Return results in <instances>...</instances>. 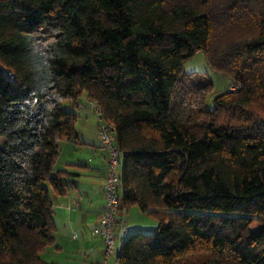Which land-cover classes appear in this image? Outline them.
I'll list each match as a JSON object with an SVG mask.
<instances>
[{
    "label": "trees",
    "instance_id": "16d2710c",
    "mask_svg": "<svg viewBox=\"0 0 264 264\" xmlns=\"http://www.w3.org/2000/svg\"><path fill=\"white\" fill-rule=\"evenodd\" d=\"M200 50L239 85L211 109V80L183 73ZM83 94L113 129L121 208L158 221L118 264H264V0H0V264L57 248L50 194L75 174L54 166L78 143L61 102Z\"/></svg>",
    "mask_w": 264,
    "mask_h": 264
},
{
    "label": "crops",
    "instance_id": "0c3cea01",
    "mask_svg": "<svg viewBox=\"0 0 264 264\" xmlns=\"http://www.w3.org/2000/svg\"><path fill=\"white\" fill-rule=\"evenodd\" d=\"M92 105L96 110V106ZM78 120L77 116V122ZM75 129L78 143H59L58 159L63 155V150L66 158L60 169L55 170L57 162L54 166V172L64 171L75 174V177L68 179L71 183L64 195L53 194L57 203L56 207L53 205L54 240L57 247L54 250L69 263L101 264L104 258V243L100 239L88 241L83 230L86 226H92L93 229L103 211L104 199L101 187L106 179L107 151L98 137L97 141H88L84 132L77 131L76 126ZM89 155L93 157V166L90 165L92 162H88ZM76 227H80V230H76ZM61 229H70L71 233L67 234L69 244L63 238H58ZM74 232H78L76 239L73 238L76 234ZM106 264H115V258Z\"/></svg>",
    "mask_w": 264,
    "mask_h": 264
},
{
    "label": "rangeland",
    "instance_id": "374dc122",
    "mask_svg": "<svg viewBox=\"0 0 264 264\" xmlns=\"http://www.w3.org/2000/svg\"><path fill=\"white\" fill-rule=\"evenodd\" d=\"M183 73L186 75L192 74H201L207 76L212 82V89L206 97L205 104L207 108H212L213 106V99L220 95L224 91H232L237 90L238 83L232 81L229 77L225 74L216 72L212 70L207 62L205 52L200 50L198 51L193 57L186 60L183 64ZM62 108L70 113H74L79 117L77 122V131L84 132L86 134L85 139L88 141H99L102 143L101 138L99 137V117L96 113L95 107L87 100L85 94L79 97L77 106H75L74 102L72 101H62L61 102ZM98 137V138H97ZM91 139V140H90ZM63 144V143H61ZM103 146V145H102ZM65 151L63 150V155L57 160V164L55 166V170L60 169L61 166L64 164ZM85 152H87L85 150ZM89 157L88 162H92V155L87 156ZM93 166V162L90 163ZM51 200L53 205L56 207L57 203L54 201L53 194H50ZM116 224L113 229V239H114V252L120 248L122 242L125 238L121 237V232L123 226L130 229V231H139L145 234L153 233L156 231L158 227V221L148 213H143L139 210L137 206H131L129 208L123 209L119 204L117 215H116ZM124 224V225H123ZM97 225L93 226V229ZM80 227H76L75 229L80 230ZM255 224L250 227V230H255ZM92 226L84 227L85 237L88 241L98 240V236L93 234ZM71 233L70 229L60 231V235L58 234V238H63V240L69 244L67 234ZM76 233V237L78 236V232ZM75 237V239H76ZM78 239V238H77ZM102 241V240H101ZM103 242V241H102ZM40 260L47 264H73L69 263L68 260L64 259L62 255L56 253L53 247L47 248L43 253L39 255ZM104 259V258H103ZM113 257L111 256L109 261H112ZM107 262V263H108Z\"/></svg>",
    "mask_w": 264,
    "mask_h": 264
},
{
    "label": "built area",
    "instance_id": "2783aa9c",
    "mask_svg": "<svg viewBox=\"0 0 264 264\" xmlns=\"http://www.w3.org/2000/svg\"><path fill=\"white\" fill-rule=\"evenodd\" d=\"M8 79H13L11 72H7ZM239 88V85H238ZM96 113L99 117V109L96 107ZM99 137L102 145L107 151L106 161V179L101 187L104 199L103 211L97 221V226L93 229V234L101 238L104 243V259L101 264H106L110 257L115 258L113 229L116 224V215L119 207L120 185L119 178L121 153L115 143L113 129L109 124H104L99 118ZM130 233V229L123 226L121 237L124 238ZM76 235L74 234L73 238ZM115 264H118L115 261Z\"/></svg>",
    "mask_w": 264,
    "mask_h": 264
}]
</instances>
